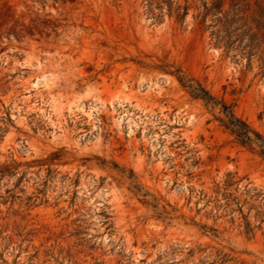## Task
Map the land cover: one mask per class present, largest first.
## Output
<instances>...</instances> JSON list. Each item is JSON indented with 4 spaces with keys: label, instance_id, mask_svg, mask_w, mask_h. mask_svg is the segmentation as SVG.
<instances>
[{
    "label": "rangeland",
    "instance_id": "374dc122",
    "mask_svg": "<svg viewBox=\"0 0 264 264\" xmlns=\"http://www.w3.org/2000/svg\"><path fill=\"white\" fill-rule=\"evenodd\" d=\"M171 1L0 0V264H264V159L156 67L264 133V0Z\"/></svg>",
    "mask_w": 264,
    "mask_h": 264
},
{
    "label": "trees",
    "instance_id": "16d2710c",
    "mask_svg": "<svg viewBox=\"0 0 264 264\" xmlns=\"http://www.w3.org/2000/svg\"><path fill=\"white\" fill-rule=\"evenodd\" d=\"M224 0H212L211 4L209 5L207 1H204V10L200 12V23L204 28L210 27L211 24H207V16L211 13H215L216 11H221L220 6L223 3ZM168 2L170 8L172 9V1L166 0ZM236 2L232 3V8L236 6ZM179 8V6H178ZM217 8V9H216ZM242 10V9H241ZM188 11V6H185V11L181 14H179L178 19L183 20L186 13ZM264 17V14H262ZM225 28L224 32L220 31H212V34H216V43L219 45H222L227 52H230L233 48L235 42L239 39L240 43L243 42V35L242 33H234L235 29H233L231 26L233 22L236 19V12L229 16V12H227L225 15ZM217 20H220V17H217ZM234 35L236 37H234ZM254 34L250 35V40L245 44L243 47L244 49L246 46H250V49L248 52L249 60H251V55L253 54L254 49ZM136 62L141 64H146L145 61L141 59H134ZM172 64H159L156 65L157 68L169 72L171 74H174L181 84V86L189 93V95L193 99H199L205 102L206 105L212 107V108H219V115H217V119L219 120L220 124L228 130L236 139V141L248 149L257 152L263 159H264V133L260 131L259 129L253 127L245 118L238 115L232 104L227 103L223 99L218 98L215 94H213L198 78H196L193 75H190L186 73L182 68L176 67L172 69ZM116 167H119L118 163H114ZM130 178L134 180L133 182V191L135 194L140 196V200L143 203L149 204L151 206H154L156 208L157 214L159 217L164 215V212H167L165 207L163 206V209L159 210V204L158 200L155 196L152 198L149 197L150 192L147 190H144L143 187L140 185L139 182L135 180L136 175L132 169H130ZM233 183L230 181L228 184ZM206 226V225H205ZM252 230V227L250 226V223H247V231Z\"/></svg>",
    "mask_w": 264,
    "mask_h": 264
},
{
    "label": "bare ground",
    "instance_id": "6f19581e",
    "mask_svg": "<svg viewBox=\"0 0 264 264\" xmlns=\"http://www.w3.org/2000/svg\"><path fill=\"white\" fill-rule=\"evenodd\" d=\"M33 85L35 87H40L42 86V78L41 77H37L34 81H33ZM75 106L76 108L78 109H83L85 110L89 115H92L93 114V107H90V109H87L84 107L83 104L79 103V102H75L74 105H71L70 108L73 109Z\"/></svg>",
    "mask_w": 264,
    "mask_h": 264
}]
</instances>
